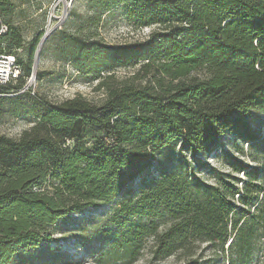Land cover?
<instances>
[{
  "label": "trees",
  "instance_id": "obj_1",
  "mask_svg": "<svg viewBox=\"0 0 264 264\" xmlns=\"http://www.w3.org/2000/svg\"><path fill=\"white\" fill-rule=\"evenodd\" d=\"M119 2L130 4L126 14L139 26H159L154 40L118 48L83 44L77 69L97 75L141 60V68L156 65L168 81L157 79V88L121 83L99 106L80 97L42 104L29 132L17 140L0 137V264L48 239L49 226L62 217L98 209L117 196L108 229L101 231L102 239L112 234L114 261L134 260L140 248L135 240L147 232L156 239L157 260L201 235L223 244L230 222L236 233L228 244L240 246L235 257L248 260L251 228L246 220H232L236 204L227 197L237 188L227 194L178 173L168 156L176 147L182 156L204 152L218 135L242 130L252 110L264 111V0ZM16 51L0 48L17 55L26 77L31 72ZM24 83L20 78L16 85H0V95L35 96L11 94ZM91 129L98 134L89 148ZM159 214L171 219L161 234L153 221Z\"/></svg>",
  "mask_w": 264,
  "mask_h": 264
},
{
  "label": "rangeland",
  "instance_id": "obj_2",
  "mask_svg": "<svg viewBox=\"0 0 264 264\" xmlns=\"http://www.w3.org/2000/svg\"><path fill=\"white\" fill-rule=\"evenodd\" d=\"M162 1L163 0H159ZM165 1V0H164ZM0 15L8 26V36L0 40L5 51H20L19 58L25 71L32 73L36 46L45 34L46 25L53 26L51 34L41 42L37 66L33 72L34 94L0 95V137L17 140L38 122L42 104L59 103L80 97L94 105H101L108 89L119 84L154 85L164 78L156 72V65L141 68V61L121 63L93 75L82 73L76 67L80 46L126 47L154 40L158 25L139 26L135 18L128 17L126 5L119 0H72L63 14L60 25L54 26L64 8L61 0H2ZM150 3V2H148ZM62 16V15H61ZM37 56V55H36ZM168 78H164L166 83ZM245 127L239 132L218 135L216 143L204 152L185 155L173 150L168 156L169 168L187 173L191 179L217 185L227 194L237 188L231 197L236 204L232 220L238 225L246 220L250 226L246 238L249 258L238 259L240 246H229L236 233L228 224L225 243L210 241L205 236L188 239L183 247L157 260L152 252L156 239L152 233L139 237V252L134 260L114 261L116 253L109 252L113 240L110 233L102 239V229L107 230L108 212L120 197L98 209L72 212L48 228L49 238L41 240L28 250H19L6 264H183L194 259L195 264H263L264 263V111L252 110L246 117ZM88 131L86 146L90 148L93 135ZM239 134H244L241 136ZM74 140L68 145L72 147ZM176 154V155H175ZM191 167V168H190ZM156 174L153 169L151 176ZM137 181L131 185L136 188ZM156 231L161 234L170 226L167 215L154 216ZM135 245V246H137Z\"/></svg>",
  "mask_w": 264,
  "mask_h": 264
},
{
  "label": "built area",
  "instance_id": "obj_3",
  "mask_svg": "<svg viewBox=\"0 0 264 264\" xmlns=\"http://www.w3.org/2000/svg\"><path fill=\"white\" fill-rule=\"evenodd\" d=\"M61 1H63L64 8L62 9L59 16H55L57 17L56 23L54 24L55 27L56 25L58 26L61 24L63 14H66V12H68L67 7L72 2V0H61ZM52 29H54L53 26L50 27L49 25H46V30L44 35H46L48 33L47 31L49 30L51 32ZM7 30H8L7 24L4 23L2 21V18L0 17V36L5 34ZM19 51L20 49H18V52ZM16 56L17 55L13 53L10 54L0 53V85H11V84L16 85L20 80V78H23L25 79V83L23 84V86L18 89V92H14L11 94L23 93L29 91L30 94L34 95V86L36 79L34 78L33 71L32 73L26 75L25 77L23 75L22 65L17 62Z\"/></svg>",
  "mask_w": 264,
  "mask_h": 264
},
{
  "label": "bare ground",
  "instance_id": "obj_4",
  "mask_svg": "<svg viewBox=\"0 0 264 264\" xmlns=\"http://www.w3.org/2000/svg\"><path fill=\"white\" fill-rule=\"evenodd\" d=\"M67 13V12H66ZM48 33L41 39V42L46 38V36H48L51 32H50V30L49 31H47ZM40 45H41V43L39 44V50H38V52H37V56H36V58H35V65L37 66V60H38V54H39V51H40Z\"/></svg>",
  "mask_w": 264,
  "mask_h": 264
},
{
  "label": "water",
  "instance_id": "obj_5",
  "mask_svg": "<svg viewBox=\"0 0 264 264\" xmlns=\"http://www.w3.org/2000/svg\"><path fill=\"white\" fill-rule=\"evenodd\" d=\"M45 35H43L42 36V38L44 37ZM41 38V39H42ZM41 43V41L37 44V46H36V48H37V50H36V53H35V58H36V55H37V52H38V50H39V44ZM35 58H34V61H33V63H34V65H33V72L35 71V67H36V65H35Z\"/></svg>",
  "mask_w": 264,
  "mask_h": 264
}]
</instances>
